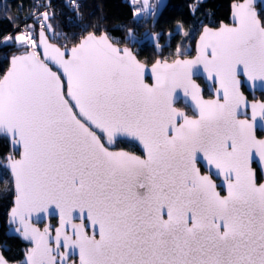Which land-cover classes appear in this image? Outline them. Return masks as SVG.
<instances>
[{
    "label": "snow or ice",
    "instance_id": "obj_1",
    "mask_svg": "<svg viewBox=\"0 0 264 264\" xmlns=\"http://www.w3.org/2000/svg\"><path fill=\"white\" fill-rule=\"evenodd\" d=\"M142 5L137 24L152 8ZM41 6L0 35V140L11 148L0 173L10 172L15 196L6 223L33 245L18 262L0 254V264H264V101L249 105L241 91L264 93V6L240 0L233 26H203L194 59L181 58V41L175 59L152 65V85L106 33L51 43ZM125 39L141 42L132 29ZM204 73L219 83L213 100L195 82ZM177 88L196 118L173 106ZM242 107L250 119L238 118ZM120 138L139 141L144 158L110 150ZM221 175L223 196L213 182ZM42 213L59 215L54 247L52 227L32 222Z\"/></svg>",
    "mask_w": 264,
    "mask_h": 264
},
{
    "label": "trees",
    "instance_id": "obj_2",
    "mask_svg": "<svg viewBox=\"0 0 264 264\" xmlns=\"http://www.w3.org/2000/svg\"><path fill=\"white\" fill-rule=\"evenodd\" d=\"M236 1L239 0H201L197 5V0H167L153 22V14H150L141 16L142 19L137 24L134 22L135 5L130 0H76L79 5L76 11H73L74 5L70 0H0V35L17 32L18 27L10 20L19 17L15 19V25H21L28 12L34 9V4L42 5L39 10L49 12L48 23L52 25V31L47 32V35L50 41L59 46H70L87 32H105L114 43L131 46L137 58L147 62L162 54L173 56L172 53L181 41H184L182 51H191L200 28L203 25L217 26L221 21L226 22L230 3ZM5 4L8 6L7 11L3 7ZM19 4H23L22 10L18 8ZM46 5L49 8H44ZM194 8L198 10L193 11ZM29 22L34 23V20L28 19L27 23ZM128 29L133 30L140 43L125 39L128 37ZM185 32H191L190 39L183 35ZM147 34L159 36L154 43L153 40L145 38ZM4 51L0 50V66L6 68ZM6 51L11 55L17 50L10 48ZM8 151L9 145L0 140V154ZM10 195V186L6 189L0 180V249L6 258L14 261L21 257L23 243L4 234V219L11 204ZM5 246L10 251H5Z\"/></svg>",
    "mask_w": 264,
    "mask_h": 264
},
{
    "label": "flooded vegetation",
    "instance_id": "obj_3",
    "mask_svg": "<svg viewBox=\"0 0 264 264\" xmlns=\"http://www.w3.org/2000/svg\"><path fill=\"white\" fill-rule=\"evenodd\" d=\"M131 47V46H130ZM194 45H192V49L191 51L188 50L187 54L184 55L185 56H191L194 53ZM132 48V47H131ZM133 50V48H132ZM164 55L163 57H161L160 55L154 57L152 60L149 61H142L144 63L150 64L151 62H153L156 58L159 59H167L168 61H172L175 56L169 57L168 55L162 54ZM195 82L200 86L201 88V95L203 97V99L208 100V99H212L215 97L216 95V89H217V83H214L212 80L210 82H207L204 80L203 76H199V77H194ZM147 82H150V79L147 77L146 78ZM241 91L244 93V96L246 97L247 101H256V100H263L264 99V93L260 92V91H256L254 96L253 93L250 92L247 88L242 87ZM173 106L179 110L184 112L186 115H188L190 118H196L198 113L196 111H194L188 104H185L184 101L179 98L177 100H175L173 102ZM247 113H249V109H240V113L238 115L239 119H245L248 118ZM110 150L113 151H125L128 152L131 155H137L140 156L141 158H144V152H143V147L141 145H139L138 143L132 141V140H128V139H123L120 138L118 143L115 145L110 146ZM10 152V149L7 153ZM5 153V154H7ZM198 167H201L202 173H206V170L204 169L203 165L199 164L197 165ZM2 174V176H0V180L3 181L6 189L10 186V199L12 197V185H11V180L9 177V174L4 175L3 173H0V175ZM213 182L216 183L218 185L217 187V191L221 193V195H227V189H226V183H223V176H213ZM11 205V204H10ZM6 218V217H5ZM49 223L52 225V229L53 227H55L56 225V217H49L48 218ZM44 222H40L37 223L38 227L41 228L43 226ZM6 231V224H5V219H4V234ZM69 232V231H68ZM90 234V233H89ZM6 237H13V238H17L20 240L19 237L17 236H7L5 234ZM21 241V240H20ZM22 242V241H21ZM23 246H21V249H25L27 247V244L22 242ZM21 250V251H22ZM15 260H18L15 259Z\"/></svg>",
    "mask_w": 264,
    "mask_h": 264
},
{
    "label": "water",
    "instance_id": "obj_4",
    "mask_svg": "<svg viewBox=\"0 0 264 264\" xmlns=\"http://www.w3.org/2000/svg\"><path fill=\"white\" fill-rule=\"evenodd\" d=\"M166 2H167V0H155V9H154L155 14H153L152 22L155 20V18L158 16V14L160 13V11L163 9V7L165 6ZM239 2H240V0H239V1H236V2H232V3H230V11H229L228 19H227L226 22L221 21L217 26H209V25H203V26H208V27H211V28H213V29L218 28V27L220 26L221 23H223V24H228L229 26H233V24H234V21H233V19H232L233 5L236 4V3H239ZM262 6H264V0H254V8H255V10H256L258 13L261 11ZM203 26L200 28V30H199V32H198V34H197V36H196V38H195V40H194V44H193V45H194V47H193V48H194V53H193L191 56H185V57H181V58H183V59H194V58L197 56V54H198V53H197V44H198V42H199V37H200V35H202ZM89 33H94V32H87V33H85L83 36H81V37L78 39L77 42H79L80 39H82L84 36H86V35L89 34ZM101 33H105V32H100V33H96V34L99 35V34H101ZM46 34H47V33H46ZM110 40H111V39H110ZM49 41H50V39H49ZM50 42L56 44L55 42H52V41H50ZM112 42H113V41H112ZM113 43H114V42H113ZM115 44H116V43H115ZM56 45L59 46L58 44H56ZM72 45H73V44H72ZM72 45H70V46H68V47H71ZM116 46H117V47H120V48L128 47V48L132 51L133 55H135L134 51L132 50V48H131L130 46H120V45H117V44H116ZM62 50H63V49H62ZM17 54H18V53H17ZM135 56H136V55H135ZM136 58H137V56H136ZM174 59H175V58H174ZM137 60L145 65V69H146V72H145V83H148L149 85L154 84L155 80H154V77L151 76V72H150V70H151L152 65L156 62V60H161V59L156 58V59H155L153 62H151L150 64L144 63V62H142L141 60H139L138 58H137ZM169 62H171V61H169ZM6 68H7V67H6ZM201 71L203 72L202 66H201ZM201 76H203V78H204L205 81H207V82H210V81H211V80H208V79H207V74H206V73H204V74L201 75ZM147 77L150 79V82H147V80H146ZM216 83H217V88H218V87H219V83H218V82H216ZM177 97L181 98V99L184 101L185 104H188V105H189L194 111H196V109H195V105H194V103L191 101V97H190V96H184V93H183V89H182V88H177V89L175 90V92L173 93V102H174L175 100H177ZM215 98H216V95H215L214 98H212V99H208V100H213V99H215ZM261 101H264V99H263V100H256V101H249L248 104L250 105L251 103H254V102H261ZM241 109H244V108L242 107ZM248 109H249V113H247V115H248V118L250 119V116H251V109H250V107H249ZM196 112H197V111H196ZM123 139L132 140L131 138H123ZM132 141H134V140H132ZM134 142H136V143H138L139 145H141V144L139 143V141H134ZM141 146H142V145H141ZM9 149H10V151H11L10 146H9ZM21 151H22V149H21ZM7 154H8V153H7ZM16 158H19V156H17ZM2 163H6V161H0V164H2ZM8 174H9V177H10V180H11V185H12V178H11V174H10V172H8ZM12 187H13V185H12ZM14 199H15L14 191L12 190L11 205L9 206V208H8V210H7V212H6V218H5V224H6V231H5V234H6L7 236H17V235H15L14 233H9V231H8V225H7V223H6L7 220H8V217H9V209L13 206V201H14ZM57 212H58V210H57ZM49 217H56V225H55V227H53V231H52V233H51V242H52V245H53V247H54V237H55V231H54V229H55L56 227L59 226V215L57 214L56 216H53V215H50L49 213H42V214H41V218H40L39 220H37V217H36V215L34 214L33 217H32V222H33V224H34L35 227L39 228L38 225H37V223H40V222L43 221V222H44L43 226H42L41 228H39L41 231H43V229H44L45 227L52 226V225L49 223V220H48ZM165 218H166V217H165ZM73 222H74V223H79V222H80L78 219L75 218V214H74ZM13 227H15V226H13ZM67 231H69V234H71V228H70V227L67 229ZM90 234H91V233H90ZM17 237H19V236H17ZM19 238H20V240H21L22 242H24V243L27 244V247H26L25 249L22 250V255H21V257H20L18 260H14V262H18V261L22 260V259L24 258V255H25L26 250L29 249V248H31V247L33 246L31 242L26 241V240L22 239L21 237H19ZM97 238H99V237H97ZM0 254H2L1 249H0Z\"/></svg>",
    "mask_w": 264,
    "mask_h": 264
},
{
    "label": "rangeland",
    "instance_id": "obj_5",
    "mask_svg": "<svg viewBox=\"0 0 264 264\" xmlns=\"http://www.w3.org/2000/svg\"><path fill=\"white\" fill-rule=\"evenodd\" d=\"M149 4L152 6V8H150V9H148L147 11H141L140 12V15L141 16H148V15H150V14H153V11H154V9H155V0H149ZM135 6H134V12L136 11V10H139V9H142V7H143V5H142V0H141V2L140 3H137V4H134ZM29 24L31 25V24H33V22H29ZM152 37H156V35L154 36V35H152ZM151 40V39H150ZM120 46H129V45H120ZM156 46H158V45H156ZM161 57H163L164 55H160ZM170 57V56H169ZM172 57V56H171Z\"/></svg>",
    "mask_w": 264,
    "mask_h": 264
},
{
    "label": "built area",
    "instance_id": "obj_6",
    "mask_svg": "<svg viewBox=\"0 0 264 264\" xmlns=\"http://www.w3.org/2000/svg\"><path fill=\"white\" fill-rule=\"evenodd\" d=\"M44 8H49V5H46ZM33 10H30L29 12H28V15L30 14V12H32ZM42 10L40 9L39 10V12H41ZM52 34H53V32H52Z\"/></svg>",
    "mask_w": 264,
    "mask_h": 264
}]
</instances>
